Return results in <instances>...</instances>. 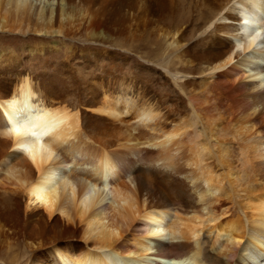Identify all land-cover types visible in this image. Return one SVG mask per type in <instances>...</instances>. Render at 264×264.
<instances>
[{"label": "bare ground", "instance_id": "obj_1", "mask_svg": "<svg viewBox=\"0 0 264 264\" xmlns=\"http://www.w3.org/2000/svg\"><path fill=\"white\" fill-rule=\"evenodd\" d=\"M192 2L0 0V42L25 38L17 50L0 47V251L9 239L20 241L24 264H264V0H201L208 15L198 25ZM126 22L127 38L145 40L149 25L160 23L156 38L179 51L180 68L169 75L174 86L199 80L225 115L246 118L210 145L197 140L196 177L172 159L180 131L151 141L138 127L131 142L116 145L102 136L129 119L110 117L119 113L110 101L135 114L141 109L137 76L116 89L84 87L70 65L65 72L47 61L59 52L56 41L65 45L79 34L88 33L91 44L116 43ZM76 47H68V64L81 58ZM23 55L48 62L51 71L21 67ZM65 92L90 95L71 102ZM157 113L153 105L142 108L137 126L154 125ZM234 157L252 176L248 189H234L243 178ZM239 190L246 193L234 197Z\"/></svg>", "mask_w": 264, "mask_h": 264}, {"label": "rangeland", "instance_id": "obj_2", "mask_svg": "<svg viewBox=\"0 0 264 264\" xmlns=\"http://www.w3.org/2000/svg\"><path fill=\"white\" fill-rule=\"evenodd\" d=\"M200 1L201 0H193L190 6L191 7L190 13L194 16L193 18L194 25L200 24L201 23L200 18L203 16L207 17L206 15H208V10L206 9L200 10V6H199ZM127 26H128V22L120 25V29L122 30L124 35L119 36L116 43L110 42V43H106L105 45L96 44V43L91 44L89 42L90 36L88 33L86 34L84 33L83 35L79 34L77 35L79 37L75 36L76 38L74 37L72 39L66 40L65 45H62L61 43L56 41L59 52L54 53L52 56H47L46 57L47 61L49 60L48 62H54L58 64L59 67H61V69L64 70L65 72L66 71L70 72L69 67L71 66V70L75 69L74 73L77 75L76 77L79 79L82 86L84 85L87 86L88 84H92V86L96 87L97 89H103L104 87H110L112 89H116L120 83H127L135 79L137 76V78L143 84L141 86V90H142L141 100L139 99L137 100V102H135V108L136 110H139L140 108L142 109L150 105H153V107H155L158 110L157 119L159 120L154 125L145 126L146 128L144 127L146 122H143L142 124L137 126L136 123L139 122L140 119L137 115L141 109L135 114L132 113L131 110L127 109V105L126 108L124 109L123 104H120V101L119 102L110 101V105H114L116 107V113L118 112L120 113L121 111H123L122 114L119 113L118 115L116 114V117L115 115L114 116L111 115L110 117L114 119L129 118L128 119L129 121L127 120L126 122L125 120H121L119 127L109 129L102 136L103 137L106 136L105 139H112L116 145V144H121L122 142L125 143L127 140H129L127 143L131 142L130 140H133L132 138H134L133 134L136 133L135 128L138 129V127L147 130L142 134V140H151V141L160 140L162 138L163 132L167 130L168 131L174 130V132L180 131L181 134L178 132L177 133L178 135H180L178 138L181 144L178 142L179 144L177 143L178 145L176 144V146H174L175 149L171 151L172 159L183 171V173H186V175H192L194 169L198 171L196 175H192L193 177H196L200 175L199 173L200 169L195 167L196 157L194 156V152H193L196 150L197 140H200L201 142L204 143L207 142L208 145H210L209 142L211 140L214 141L215 139L214 135L216 136L220 134L221 138H223V134L229 133V131L232 130L233 128H237L241 126L242 122L246 118L243 115L242 116L225 115L226 113L223 110L224 108L223 107L221 108L219 102L215 98L216 96L214 94L209 93V91H206L204 87L200 85H195V83L199 84L198 83L199 80L192 82L187 87V89L186 88L179 89L174 86L173 82L169 79V75L171 73H174L177 69L180 68V64L177 61L179 51H177L178 49L175 51L166 49V46L163 43V41L157 39L158 37L156 34H158L159 32V28L161 26L160 23L158 22L151 23L148 29L142 33V36L145 33L147 34V36L149 35L148 37L147 36L145 37L146 40L143 37H142L143 39L136 37L130 39L127 38L129 34ZM129 35L131 36V34ZM23 39L25 38L16 35L15 39L13 40V37L9 36L7 38H4L0 42V47H2L4 50L7 49L17 50L16 48L18 47V43H20L21 40ZM204 45L205 44L200 43L198 45V48H203ZM69 46H75V47L77 46L76 47L78 50L77 54L80 53L81 56V58H78L79 60L74 61V64H68L66 60V55L68 54ZM83 47H88L86 52L81 51ZM262 49L264 48L262 47ZM99 50L100 51L108 50L111 51V54H107L105 55V58H103V55H100ZM17 53H20V51L18 50ZM23 56H24V60L22 61L23 64L21 67H27L28 70H32L33 72H41L44 73V75L48 74V72L51 71L50 66L47 65L48 62L39 63L37 61H28L25 55ZM112 57L115 58L113 64L116 63L118 66L116 68H112L113 64H111V66L106 71H104V68H106L107 61L112 60L113 59ZM144 58L148 62L144 60ZM34 63L36 64V66ZM100 76L101 78L96 81V78ZM165 77L167 78L168 81L165 79ZM199 77H200L199 75L195 76V78L197 79H199ZM93 79L96 82H94ZM40 90L45 95H49L48 92H46L45 90L41 88ZM53 94L54 96H59L60 93L55 92ZM63 94L65 95V96L63 95V97L71 102H75V100L79 98L84 99L86 98V96L90 95L87 93H86L87 95H84L85 92H83L82 94L65 92ZM191 95L195 96V99L193 101L194 103L193 102L191 103L188 100V97H190ZM211 96L214 97L212 98ZM204 99L207 103L203 101ZM212 100L214 102H212ZM198 104H200L201 106ZM209 106L210 109H208ZM133 122L135 124H131ZM208 134L209 135L212 134L213 136L209 138ZM157 136L159 138H157ZM189 136H191L190 137L191 139L188 138ZM194 137L195 139H193ZM91 139L92 138H88V141H91ZM229 139H230V135L227 134L224 140H229ZM194 141L196 142L194 143ZM189 143H191L192 145L191 144L189 145ZM193 144H194V148H193ZM120 148L122 147L118 146V149ZM123 157L126 158L127 161L130 160V162L132 160L130 151H125L123 153ZM241 163L242 161L239 159L235 161V157L231 161L232 166L234 167L237 166V168L235 167V169L237 170L240 169L238 175L243 176V178H235V182H233L232 184H237L238 186L236 187L234 186V189H245V188L248 189L249 187L247 186V183L251 182L252 176L251 175L248 176L249 173L246 171L245 165ZM68 166H71V164H68ZM188 169L191 171H189ZM241 171L243 173H241ZM220 185L224 188V192L228 193L229 187L227 182L226 181L222 182V184ZM245 193L246 191L239 190L234 193V197L237 195H244ZM203 213H205L206 215V210H204ZM171 214H173V212H171ZM183 216H189V215H183ZM173 218L174 216L170 215V217L167 219L168 220L170 219L171 221ZM211 224H213L212 221ZM206 228L209 230V225H207ZM4 241H6L7 243L10 242L9 239L7 240L5 239ZM6 242H4V247L0 251V264H24L25 255H23V251H22L23 248L20 241H17L16 243L10 242L12 244L10 246H6L5 245Z\"/></svg>", "mask_w": 264, "mask_h": 264}]
</instances>
